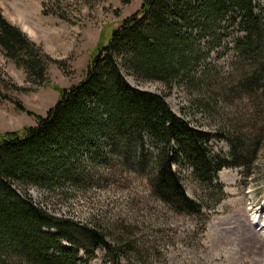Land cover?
<instances>
[{"label": "rangeland", "instance_id": "1", "mask_svg": "<svg viewBox=\"0 0 264 264\" xmlns=\"http://www.w3.org/2000/svg\"><path fill=\"white\" fill-rule=\"evenodd\" d=\"M253 1L264 29V0ZM142 3L0 0L3 18L34 44L44 69L41 77L39 71L29 73L0 49V135L35 126V115L45 116L60 90L85 77L98 46ZM223 34L221 46L184 72L170 91L123 71L132 87L167 94L173 113L211 134L209 158L221 163L219 172L200 173L184 158L174 166L199 212L176 211L155 193L158 149L148 134L143 157L122 144L114 153L106 140L94 161L85 148L74 153L69 162L80 169L65 166L55 173L56 184L30 187L33 203L106 234L122 249L119 264H264V35L245 44L237 25ZM85 256L80 251L78 259ZM8 263L39 264L25 254L10 256ZM90 264L116 263L98 249Z\"/></svg>", "mask_w": 264, "mask_h": 264}, {"label": "trees", "instance_id": "2", "mask_svg": "<svg viewBox=\"0 0 264 264\" xmlns=\"http://www.w3.org/2000/svg\"><path fill=\"white\" fill-rule=\"evenodd\" d=\"M234 25L245 32V44L263 38L253 0H143L137 12L113 29L108 42L98 46L85 77L60 90L45 116L35 115V126L0 135V264H10V256L17 254L39 264H90L98 249L119 264L122 249L112 246L106 234L51 215L27 195L30 187L51 186L55 173L65 166L70 172L80 169L69 161L83 148L94 161L101 140L108 141L114 153L122 144L143 157V137L148 134L158 149L155 193L176 211H200L187 197L174 166L184 158L200 173L219 172L221 163L209 158L211 134L173 113L167 94L132 87L123 71L157 81L170 91L184 72L221 46L223 31ZM245 44L241 49L250 54ZM34 47L0 12V49L41 77L43 62ZM80 251L85 258L78 259Z\"/></svg>", "mask_w": 264, "mask_h": 264}, {"label": "bare ground", "instance_id": "3", "mask_svg": "<svg viewBox=\"0 0 264 264\" xmlns=\"http://www.w3.org/2000/svg\"><path fill=\"white\" fill-rule=\"evenodd\" d=\"M253 221L258 222V218L256 216H253ZM257 226H259V225H257ZM261 230H262V228H261ZM262 236L264 237V235H262Z\"/></svg>", "mask_w": 264, "mask_h": 264}]
</instances>
